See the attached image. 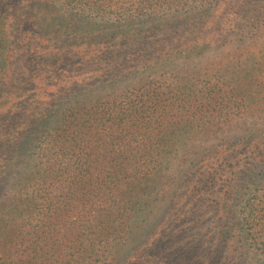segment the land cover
Instances as JSON below:
<instances>
[{
  "label": "trees",
  "instance_id": "trees-1",
  "mask_svg": "<svg viewBox=\"0 0 264 264\" xmlns=\"http://www.w3.org/2000/svg\"><path fill=\"white\" fill-rule=\"evenodd\" d=\"M58 1L0 0V189L8 177L14 183L9 203L0 191V264H91L86 258L106 255L108 244L127 234L164 148L179 131L218 130L264 109V0H213L211 13L201 4L183 9L189 0ZM248 5L260 9L243 13ZM174 7L183 10L175 14ZM69 10L83 26L74 27L76 37L50 45L46 31L54 16ZM86 17L100 23L88 28ZM254 33L247 48L231 46L235 37ZM224 46L233 50L208 56ZM174 61L191 62L197 71L186 67L170 80L142 79L99 93L106 88L99 83L112 87L117 77L132 83L138 74L169 70ZM13 76L21 81L16 92L8 90ZM78 85L85 87L70 95ZM11 95L16 101L9 106ZM226 145L198 157L181 182L197 172L183 186L203 195L200 202L214 195L209 207L217 217L242 204L244 231L227 221L235 228L228 253L237 259L218 262L215 255L181 250L160 223L146 245L119 263L241 264L238 232L263 250L264 195L250 185L264 184V172L254 174L257 165L264 170V136ZM245 176L246 187L236 184ZM218 183L219 191L209 193Z\"/></svg>",
  "mask_w": 264,
  "mask_h": 264
},
{
  "label": "rangeland",
  "instance_id": "rangeland-1",
  "mask_svg": "<svg viewBox=\"0 0 264 264\" xmlns=\"http://www.w3.org/2000/svg\"><path fill=\"white\" fill-rule=\"evenodd\" d=\"M56 2L59 1L56 0ZM56 2V5H60ZM200 4L201 7L203 6L206 8V13H211L214 9H216V6H213V0H207L202 3H200V0H189L183 9L189 8L194 10ZM245 7L246 8L243 13H250L252 9H260V7L256 5H248ZM183 9L174 7L173 11H175V14H178ZM71 12V10L67 11V13L66 11H59L54 16L51 23L52 28H49L46 31L48 37L52 39V41L49 42L50 45L52 42H55L58 46L61 43H65L66 35H75L76 37V31L78 29L75 31L74 27L79 26L80 29V26L83 25L79 20V16H76L75 13L73 14ZM84 20L88 21V28H92L93 24L97 25V23H100V21L94 17H86ZM67 27H69V29L66 30V33H64V30ZM115 29L125 31L124 27H122V29ZM171 29L176 30V26H173ZM8 33L9 36L7 40L9 41L7 45L8 47H13L15 42H12L13 37H10L13 31L8 30ZM254 35L256 36V34H253V38L252 34L248 35V37L243 40H239V37H235L231 46L236 47V45L241 42L246 43L247 48V45L254 39ZM117 38L120 39L121 37ZM88 39L91 40V43L95 40V38L90 35L88 36ZM103 41L107 42V40ZM113 41H115V38L111 40V43H113ZM118 46L120 48L124 47L120 41L118 42ZM246 48L242 50H246ZM228 50H233V48L224 46L219 50L210 51L208 56L215 58L217 53L226 52ZM174 62L169 70L156 69L152 70L151 74H138L139 78L134 80L132 83L123 82V80L118 77L112 87L108 81L99 83L98 86L106 87L99 90V93L102 95L110 93L116 89L123 90L130 84H137L138 81L142 79H145V82L157 80L164 81L170 80L173 77L175 78V76H181L183 73L186 74L185 71L188 69L197 71L196 67H192L191 62ZM186 67L189 68L184 71V68ZM16 77L13 76L11 81L16 82L13 83V87L8 89L12 92H16L17 87L21 84V81H19ZM123 83H126L127 86ZM95 85L96 84L92 87H95ZM123 85L125 87H122ZM80 87L84 89L85 85H78L69 94L72 95L73 91ZM26 93L27 95L32 94L29 90H26ZM69 94H67V96L65 94L63 98L68 97ZM10 97L11 99L6 101L9 106H11V104H9L11 101H16L15 95H11ZM27 97L29 98V96ZM59 99L60 98L58 97L57 100ZM4 128V126L0 125V131ZM253 133L260 138H263L264 136V109H260V112L256 110L254 113L245 114L242 117H236L218 130L208 129L200 131L193 127L192 129H183L179 131L171 140L169 145L164 148V157L157 168L155 179L152 181L150 188L145 191L141 201L137 205L132 216V220L126 228L128 231L127 234H125L122 240L117 242V245H115V242L111 241L108 244L110 252L108 248V253L106 255L98 254L90 259L86 258V262H91V264H121L119 261L123 258V256H125L124 259L129 258L131 255L135 254L139 247H141V243L146 245V243L151 240L155 229L160 223L163 224V229H169V232H171V235L173 236L174 243H176L178 248L181 250L184 249L190 252L200 251L208 256L215 255L218 262L237 259V257L229 255L228 252L230 249L227 247L226 242L235 228H237L240 232L244 231L245 227L242 226L244 223L241 221V214L239 212L242 204L237 203L236 205H233L231 213L228 210L229 216L224 214L223 216L217 217L211 213V208L209 207L212 204L211 199L215 197L214 195H212L208 201L200 202L199 199L202 198L203 195H200L199 192L195 190H187V188L183 186V184L185 185L187 180L191 179V177L196 178L197 172H193L183 183L181 182V178L184 173L190 171L192 167L191 164L198 159V157L206 154L213 146H217L218 148L225 147L227 146L226 143H229L230 140L236 141L240 137H247ZM261 172H264L263 165H257L254 170V174ZM219 173H222L221 170H219ZM220 176L221 174L217 175L218 182L221 180L219 179ZM247 179V176L241 177L236 181V184L246 187ZM261 183L262 180L258 183L256 181L254 184H251V191L257 189L258 195H264V184ZM220 187L221 186L218 183L216 189H209L208 192L215 194L219 191ZM0 191H2V193H6L4 197L8 195L7 193L13 194L14 183L11 177L7 178L5 188H1ZM173 201L176 202L172 203ZM4 202L9 203L8 196L4 199ZM228 220H232L234 222L235 228H233L231 224L227 223ZM236 237L240 239L239 241L242 243L240 252L238 253L241 257V259H239L241 264L264 263V256L260 253L264 251V248L262 250L260 245L258 246L259 248L256 245H251L250 239H244L239 232L236 234ZM164 244L167 243L163 242L162 245Z\"/></svg>",
  "mask_w": 264,
  "mask_h": 264
}]
</instances>
